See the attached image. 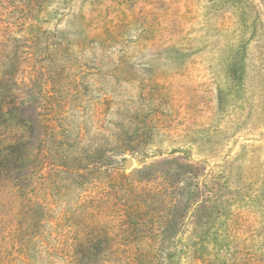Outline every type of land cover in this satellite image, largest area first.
<instances>
[{
	"label": "rangeland",
	"instance_id": "1",
	"mask_svg": "<svg viewBox=\"0 0 264 264\" xmlns=\"http://www.w3.org/2000/svg\"><path fill=\"white\" fill-rule=\"evenodd\" d=\"M0 105L35 218L4 264H264V0H0Z\"/></svg>",
	"mask_w": 264,
	"mask_h": 264
},
{
	"label": "trees",
	"instance_id": "2",
	"mask_svg": "<svg viewBox=\"0 0 264 264\" xmlns=\"http://www.w3.org/2000/svg\"><path fill=\"white\" fill-rule=\"evenodd\" d=\"M6 115L9 116L7 120ZM2 120L4 122L6 121L4 124H1L5 128L12 124H17L14 117H12L10 108L0 105V123ZM17 147L18 141L16 140L7 143L1 142L0 144V264L5 263L7 253L13 246L25 245L24 241L32 233L35 223V218H33V215L29 211L30 207L26 197V191L23 185L17 182L19 178H9V163ZM170 193L176 201H179L178 191L175 190V193ZM185 195H187V201L191 202L192 200V204L194 205L201 201L196 199L201 195L199 188L196 190L188 189ZM111 201L112 203L114 202L113 200ZM123 201L116 208L117 211L124 213L122 220L127 223L124 232L132 235L135 232L134 219L136 214L144 211V208L139 205L140 203L138 201V204H136L137 202H134L135 199L132 197H126ZM118 214L120 215V213ZM99 231L100 229L96 232H90L94 234H90L89 238L86 236L88 238L86 242L76 243L74 248L76 261L90 258L94 255L98 246L95 241L99 238Z\"/></svg>",
	"mask_w": 264,
	"mask_h": 264
},
{
	"label": "water",
	"instance_id": "3",
	"mask_svg": "<svg viewBox=\"0 0 264 264\" xmlns=\"http://www.w3.org/2000/svg\"><path fill=\"white\" fill-rule=\"evenodd\" d=\"M133 164H134V161H133L132 158H130V159L127 161V165H128V166H133Z\"/></svg>",
	"mask_w": 264,
	"mask_h": 264
}]
</instances>
